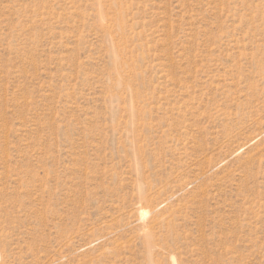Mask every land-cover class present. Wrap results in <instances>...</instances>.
I'll list each match as a JSON object with an SVG mask.
<instances>
[{
  "label": "rangeland",
  "instance_id": "1",
  "mask_svg": "<svg viewBox=\"0 0 264 264\" xmlns=\"http://www.w3.org/2000/svg\"><path fill=\"white\" fill-rule=\"evenodd\" d=\"M0 264H264V0H0Z\"/></svg>",
  "mask_w": 264,
  "mask_h": 264
}]
</instances>
